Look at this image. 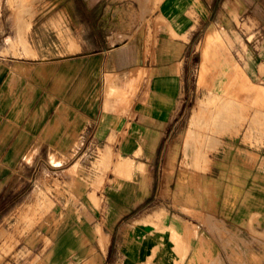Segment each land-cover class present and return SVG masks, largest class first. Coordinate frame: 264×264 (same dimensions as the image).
<instances>
[{
  "label": "crops",
  "instance_id": "1",
  "mask_svg": "<svg viewBox=\"0 0 264 264\" xmlns=\"http://www.w3.org/2000/svg\"><path fill=\"white\" fill-rule=\"evenodd\" d=\"M228 1L159 0L150 38L98 42L49 59L0 60L4 171L32 143L54 158L75 159L72 165L94 153L132 163L107 167L97 180L84 169L87 180L63 203L67 212L52 209L40 253L19 264H230L231 257L251 264L250 247L232 243L264 239V145L240 149L210 138L205 156L176 117L197 30ZM237 1L264 29V0ZM226 150L230 160L219 171L226 176L214 177L215 159ZM167 173L178 176L170 182Z\"/></svg>",
  "mask_w": 264,
  "mask_h": 264
},
{
  "label": "rangeland",
  "instance_id": "2",
  "mask_svg": "<svg viewBox=\"0 0 264 264\" xmlns=\"http://www.w3.org/2000/svg\"><path fill=\"white\" fill-rule=\"evenodd\" d=\"M158 1L0 0V60L49 59L93 50L98 42L109 47L150 38ZM216 10L197 30L186 63L183 105L176 115L186 139H192L191 146L195 144L205 156L210 138L218 139V146L224 143L240 149L264 145V29L258 15L237 0ZM179 130L177 126L174 132ZM175 144V150L181 149V144ZM209 145L215 146L216 141ZM50 151L32 143L10 172L0 164V264L30 262L40 253L50 231L52 209L67 212L69 207L63 203L74 197L83 180H97L107 167H132L128 159L100 158L95 153L72 165L75 159L54 158ZM227 155L226 150L215 159L214 177L226 176L219 171L227 169ZM174 160L171 156L170 161ZM210 163L203 158L204 175L210 173ZM84 169L87 178L82 175ZM176 176L167 173L166 180L172 182ZM21 201L25 204L18 205ZM233 241L236 249L250 247L251 254L246 256L251 264L264 263V251L256 249H264V239L235 237ZM231 256L241 258L237 253ZM234 262L231 257L230 264H242Z\"/></svg>",
  "mask_w": 264,
  "mask_h": 264
},
{
  "label": "bare ground",
  "instance_id": "3",
  "mask_svg": "<svg viewBox=\"0 0 264 264\" xmlns=\"http://www.w3.org/2000/svg\"><path fill=\"white\" fill-rule=\"evenodd\" d=\"M233 101H234V99H233ZM241 103V102H240ZM247 106V105H246ZM238 113V112H237ZM229 116V115H228Z\"/></svg>",
  "mask_w": 264,
  "mask_h": 264
}]
</instances>
